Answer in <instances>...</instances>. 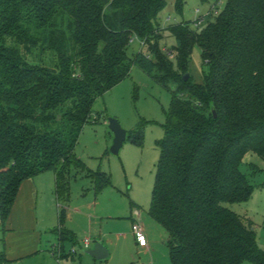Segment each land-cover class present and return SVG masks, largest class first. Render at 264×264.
Listing matches in <instances>:
<instances>
[{"label":"trees","instance_id":"1","mask_svg":"<svg viewBox=\"0 0 264 264\" xmlns=\"http://www.w3.org/2000/svg\"><path fill=\"white\" fill-rule=\"evenodd\" d=\"M184 3L175 0L178 12ZM166 5L0 0V225L22 183L42 173L55 174L60 203L76 174L90 178L96 194L111 185L75 149L95 101L137 66L163 88L175 87L149 208L168 234L171 264H264L253 223L229 207L248 202L253 177L264 172L245 163L249 155L264 163V0H227L201 30L187 22L163 30ZM169 36L176 45L166 49ZM135 39L142 49L130 58ZM195 46L209 69L201 83L190 72ZM131 138L141 145V133ZM57 234L60 242L74 238L62 226Z\"/></svg>","mask_w":264,"mask_h":264},{"label":"rangeland","instance_id":"2","mask_svg":"<svg viewBox=\"0 0 264 264\" xmlns=\"http://www.w3.org/2000/svg\"><path fill=\"white\" fill-rule=\"evenodd\" d=\"M218 1L185 0L182 12H178L175 0H166L167 5L159 15L160 26L166 30L187 22L194 29L201 30L209 20L202 22L199 27L194 22L205 18ZM220 2L217 8L222 10L227 0ZM163 45L170 49L176 45V40L169 36ZM141 49L140 40L135 39L131 43L129 57L133 58ZM208 71L200 48L195 46L190 62L191 75L197 83H201ZM170 90L174 91L175 87L171 85ZM170 90L133 66L128 78L95 101L92 119L80 135L75 156L90 170L106 173L111 185L97 195L92 191L91 179L83 173L76 174L71 182L67 203H60L54 194V187H50L53 203L49 202L51 196L48 201L46 198L38 211L39 216L42 214L40 219L47 248L44 247L38 255L6 264H171L168 234L149 215L160 157L157 141L164 138L162 125L171 104ZM109 119H116L127 131V140L119 155L111 153L115 136L109 129ZM139 133L142 134L141 145L133 143L131 138ZM247 162L264 170V163L256 156H247ZM242 170L252 177L247 166H243ZM47 173L54 174L52 171ZM253 183L255 192L252 198L246 203L229 207L253 223L258 245L264 249V172L256 174ZM89 202L94 207L86 209L85 205ZM62 213H65L66 219L61 225ZM89 214H92V225L88 222ZM134 220L142 225L151 250L142 251L138 248L132 232ZM61 226L72 231L75 240L60 242L54 234ZM86 239L90 241V249L84 246ZM98 243L109 251V258L95 260L87 253Z\"/></svg>","mask_w":264,"mask_h":264},{"label":"crops","instance_id":"3","mask_svg":"<svg viewBox=\"0 0 264 264\" xmlns=\"http://www.w3.org/2000/svg\"><path fill=\"white\" fill-rule=\"evenodd\" d=\"M91 184L92 191H94L93 183L91 182ZM50 187H54L53 191L56 196L55 174L47 172L22 183L5 227L0 225V257L5 255L7 263L38 255L46 247L47 244L44 243L43 228L40 219L42 214L39 216L38 211L46 201V198L48 201L51 196L49 202L53 203V194L51 193L52 195H50ZM48 189L49 191L47 192ZM85 207L86 209L93 208L94 204L89 202ZM42 210H44V207ZM63 217L66 219L65 213ZM87 218L89 219V224L92 225V214H89ZM136 221L134 220V223ZM66 231H69L74 238H69L65 241L75 240L74 233L67 229ZM54 235L59 240L56 230ZM2 243L3 245H1ZM137 246L142 251L151 250L149 245L147 248H141L137 243ZM88 249H90V246ZM54 250L55 248H53Z\"/></svg>","mask_w":264,"mask_h":264},{"label":"water","instance_id":"4","mask_svg":"<svg viewBox=\"0 0 264 264\" xmlns=\"http://www.w3.org/2000/svg\"><path fill=\"white\" fill-rule=\"evenodd\" d=\"M186 79L189 78V74L186 75ZM214 116L216 113L214 112ZM109 129L113 132L115 139L111 148V153L119 155L121 148L127 140V131H125L120 123L116 119H109ZM95 260H105L109 258V251L101 244L98 243L92 250L87 252Z\"/></svg>","mask_w":264,"mask_h":264},{"label":"built area","instance_id":"5","mask_svg":"<svg viewBox=\"0 0 264 264\" xmlns=\"http://www.w3.org/2000/svg\"><path fill=\"white\" fill-rule=\"evenodd\" d=\"M218 5H221L220 0L218 1V4H216V6L213 7V8L210 10L209 14H210L211 12H214L215 14H217L218 11H219V9L217 8ZM197 13H199V12H197ZM203 20H204V17L198 19V20H197V25L202 24V21H203ZM141 44H142V43H141ZM133 234H134V236H135V239H136V241H137L139 247H141V248H147V247H148L149 243H148V240H147L146 234H145V232H144V230H143L142 225H141L138 221H136V222L134 223V226H133ZM84 245H85V248L88 249L89 246H90V241H89L88 239H86L85 242H84ZM73 254H75V252H73Z\"/></svg>","mask_w":264,"mask_h":264}]
</instances>
